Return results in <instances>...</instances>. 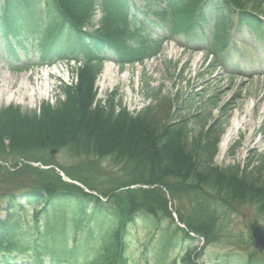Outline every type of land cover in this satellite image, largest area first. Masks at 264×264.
<instances>
[{
	"label": "trees",
	"instance_id": "1",
	"mask_svg": "<svg viewBox=\"0 0 264 264\" xmlns=\"http://www.w3.org/2000/svg\"><path fill=\"white\" fill-rule=\"evenodd\" d=\"M96 1L101 2L104 16L100 30L89 33L84 28ZM130 1L0 0V42L8 53L14 44L23 42L41 49L70 44L105 51L103 58H90L78 70L79 83L66 87V100L56 109L44 105L40 114H24L10 107L0 113V160H23L22 169L13 174H27L28 185L7 194L6 217L0 214V264H20L27 259L45 264L46 255L49 264H77L85 258L90 264H129L128 233L139 224L160 234L162 258L158 264H176L168 256L169 250L192 242L190 232L204 238L206 246L221 240L220 225L227 220L221 212L231 203L252 205L264 216V183L259 179L264 161L260 166H248L252 168L249 173L239 166L214 167L218 152V140L212 137L214 127L194 139L188 120L168 123L171 113L165 109V100L159 108H150L136 118L126 112L115 115L114 106L93 108L94 84L105 57L121 64L142 61L154 50L150 37L155 27L183 21L190 29L192 19L209 3L220 5L218 0H146L139 8L131 7ZM38 4L51 20L44 29L34 19ZM241 22L251 27L245 14ZM52 149L79 162L61 171L98 196L65 182L56 168L28 164L55 166L49 154ZM104 161L120 169L111 186L102 185V171H97ZM132 186L140 188L130 189ZM167 193L182 203L177 214L186 229L175 223ZM23 200L33 211L27 225H21L17 216L25 210ZM156 242L151 238L144 250ZM204 251L194 259V251L188 249L180 264H200Z\"/></svg>",
	"mask_w": 264,
	"mask_h": 264
},
{
	"label": "rangeland",
	"instance_id": "2",
	"mask_svg": "<svg viewBox=\"0 0 264 264\" xmlns=\"http://www.w3.org/2000/svg\"><path fill=\"white\" fill-rule=\"evenodd\" d=\"M206 31L209 29L207 28ZM162 36L166 38V33H163ZM165 45L157 53L155 63L145 65L143 69L130 68L131 71L125 78L112 76L109 81H106V76L102 73L97 82L99 91H101L100 86L107 82V91L110 92L115 88L113 93L116 95L113 96V100L118 103L124 101L130 89L138 87L140 84L148 96L157 95L156 98H152L157 103L155 107L159 108L162 101L165 100V109L172 114L171 120L168 122L171 124L188 117L185 112L186 108H182L184 106L182 101L188 95H194L196 100L200 98L199 101H203L202 98L213 97L212 104L207 100L211 104L210 106L205 108V101H203V105L200 104L199 109H195L189 116V119L193 118H191L193 123L190 124L192 137L199 139L201 136L202 126L198 120L204 118L206 113L211 114L210 126L214 123L218 125L222 121L225 122L227 118L223 133L220 127L214 124L216 135L213 138L220 137V142H217L218 152L214 160V167L227 170L235 166L241 168L260 166L264 161V48L257 53H247L244 60L242 56L236 58L235 62L230 60L227 63L230 71L249 76V78L237 77L232 80L222 75L220 70L212 72L214 74H207V68L198 66L191 60L188 62L185 57L188 52L173 54L172 51L177 49L174 40H168ZM17 57L20 59L19 62L13 60L8 62L3 54L2 46H0V86L3 85V76H7L11 80V89L15 91V95L23 82L27 88L23 89L21 96H14L11 102L7 101L5 94H0V112L10 106H15L20 108L22 113L40 114L41 106L44 103L56 109L58 100L62 102L66 100V97H63V89L66 90L65 85H71L75 68L68 67L63 64L64 60H59L61 66L57 65L56 70L55 67L49 65L50 59L42 62L40 54L29 49L27 51L19 50ZM74 60L78 67L82 62V57L79 56L78 60ZM245 61H253L256 64L246 67L239 63H245ZM27 66H31V70L25 71ZM96 93L94 86V94ZM214 103L215 105H213ZM137 104L139 103H132L133 106ZM162 112L159 111V119L163 116ZM235 117L240 121V127L237 129H233ZM229 131H231V138L226 147L222 149L224 135ZM220 132L223 134L222 136ZM32 135L34 133L31 132ZM55 159L63 167H72V164L75 166L79 163L72 162L66 153H58L55 155ZM0 163L11 165L10 161H0ZM257 163L259 165H256ZM98 166L97 171H102V185L108 186L111 180L119 178L120 169L113 164L106 162ZM260 169L259 179L262 184L264 183V164ZM247 171L249 173L251 168H248ZM25 178H27V174L18 175L9 170L0 171V199H4V201H0V205L4 206L8 193L18 192L20 186L28 187ZM175 206L177 203L174 202L173 207L175 208ZM29 214L31 215V212ZM229 215L230 221L224 226L220 242L207 248L202 260L204 264H223L222 260L229 254L234 255L240 261H234L231 264H246L249 256L255 253L249 233L243 225L242 216L249 215L252 219L258 220L262 226H264V216L248 204L236 205L235 210L233 209L232 214ZM25 221H27L26 217ZM139 229L132 230L131 237L134 244L152 236V232L149 230ZM202 244L200 240V243L195 242L192 246L200 247ZM188 246L191 244L177 246L173 250V257L182 256ZM132 250L134 253L132 264H146L139 261L138 249L133 248ZM158 251L159 249L156 248L152 253H148L147 258L156 260V257L159 256ZM263 256L264 254L260 255V260ZM149 264H154V262Z\"/></svg>",
	"mask_w": 264,
	"mask_h": 264
},
{
	"label": "water",
	"instance_id": "3",
	"mask_svg": "<svg viewBox=\"0 0 264 264\" xmlns=\"http://www.w3.org/2000/svg\"><path fill=\"white\" fill-rule=\"evenodd\" d=\"M52 156L56 154V151H52ZM244 225L250 231V239L253 242V246L259 252L264 251V227L257 221L250 220L249 217H244Z\"/></svg>",
	"mask_w": 264,
	"mask_h": 264
},
{
	"label": "bare ground",
	"instance_id": "4",
	"mask_svg": "<svg viewBox=\"0 0 264 264\" xmlns=\"http://www.w3.org/2000/svg\"><path fill=\"white\" fill-rule=\"evenodd\" d=\"M107 73H108V70H107ZM11 85L12 83H11L10 78L7 76H3V85L0 86V94H5L8 102H11L14 96H21L23 89L26 88L25 83L23 82L21 88L16 93L17 95H15V91L11 89ZM238 127H240V121L235 117V119L233 120V129L234 128L237 129ZM230 138H231V131H229L226 135H224V143L222 145V149L226 147V144Z\"/></svg>",
	"mask_w": 264,
	"mask_h": 264
}]
</instances>
